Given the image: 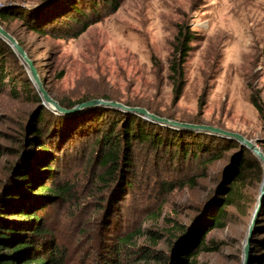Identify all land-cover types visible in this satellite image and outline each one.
<instances>
[{
    "label": "rangeland",
    "instance_id": "1",
    "mask_svg": "<svg viewBox=\"0 0 264 264\" xmlns=\"http://www.w3.org/2000/svg\"><path fill=\"white\" fill-rule=\"evenodd\" d=\"M41 1L0 0V12L13 14L0 19V25L23 43L44 89L59 106L71 110L75 106L67 108L61 103L77 106L95 99L115 100L166 119L242 134L264 152V114L251 102L258 95L264 104V0H123L111 14L106 7L100 9L102 20L70 40L38 35L15 17L18 9L27 13ZM180 27L192 42L184 66V94L175 102L169 65ZM17 58L5 63V76L0 73V182L7 181L9 168L18 161L8 149L18 147L14 139H24L23 125L34 120L38 107L47 112V126L53 128L48 131L50 139L59 128L72 134V125L81 124L73 119L82 112L104 108L96 106L69 115L44 105L27 66ZM2 65L0 60V68ZM26 82L32 85L28 90ZM15 84L18 96L12 93ZM37 94L39 103L34 100ZM60 118L65 121L57 127ZM90 118L94 121L82 124L73 142L61 143L56 151L60 163L55 180L72 186L74 200L51 207L46 217L58 246L67 255V264H98L101 250L111 249L110 236L136 229L161 233L164 239L157 248L166 252L172 223L189 227L196 220L201 222L206 211L223 197L220 191L229 185L226 174L233 169L228 156L234 151L204 166L210 158L207 155L184 163L179 157L174 159L175 149L145 144L133 157L132 189L122 191L116 185L107 190L99 179L106 168L97 159L100 147L94 141L121 117H94L92 113ZM91 129L93 134L84 138V132ZM218 139L206 142L211 148H221L222 138ZM191 179H195L192 184ZM262 179L248 175L240 202L227 208L224 228L206 237L215 242L217 250L201 254L199 264L255 263L254 257L260 254L255 247L264 244V199L245 253L243 247ZM187 181L186 186L168 189L169 183ZM146 241L140 237L136 243L146 245Z\"/></svg>",
    "mask_w": 264,
    "mask_h": 264
},
{
    "label": "trees",
    "instance_id": "2",
    "mask_svg": "<svg viewBox=\"0 0 264 264\" xmlns=\"http://www.w3.org/2000/svg\"><path fill=\"white\" fill-rule=\"evenodd\" d=\"M122 2L123 0H42L27 13H19L18 9L15 17L24 21L26 27L38 35L70 40L78 38L93 24L102 20L100 9L106 7L111 10L108 14H111L119 10ZM10 15L13 14L3 10L0 12V19L4 21L12 17ZM178 35L175 54L169 65L175 102H179L184 94V66L190 55L192 42L184 27H180ZM18 43L24 48L23 43ZM0 60L1 65L3 64L0 73L4 76L5 63L18 61L12 48L1 38ZM25 86V90H28L32 85L26 82ZM13 88L15 89L12 93L18 96L16 84ZM34 100L41 102L38 94L34 96ZM251 102L260 114H264V104L260 96H253ZM61 105L67 108L76 106L63 103ZM92 113L94 117L104 114L121 117L114 123L111 122L107 130H102L104 132L94 141V145L100 147L97 159L106 168L99 179L107 190H112L116 185L117 188L121 187L122 191L132 189L133 182L129 174L134 166V154L140 145L175 149L177 151L174 159L179 157L184 163L187 159L197 160L200 154L207 155L210 158L205 159L204 166L213 159L222 158L225 152L234 151L228 156L233 169L226 174V182L229 185L221 189L220 194L223 197L206 211L201 222L196 220L189 227L172 223L165 240L166 252L157 248L164 239L161 233L136 229L125 235L110 236L113 239L112 244L110 243L111 249L101 250L98 264H199L198 258L201 254L217 250L215 242L206 239L207 235L215 229L224 228L228 217L227 208L240 202L248 175L253 173L258 176V180L263 177L261 162L253 157L249 150L224 138H220L221 148H211L206 141L216 142L218 137L191 131H175L171 128L163 129L161 125L146 122L137 114H125L109 108L82 112L73 119V122L81 120V124L79 122L72 125V134H65L63 129L59 128V131L53 133L55 137L50 139L48 131L53 128L47 126V112L42 106L32 115L34 120L23 125L24 139H14L18 147L8 149V153L16 156L18 161L9 168L7 181L0 182V264H67V255L58 246L57 236L50 231L46 217L51 207L74 200L72 186L55 180L60 163L56 151L60 150L58 145L61 143L73 142L72 139L79 134L78 128L82 124L94 121L90 118ZM56 121L58 127L65 120L60 118ZM91 134L92 129L90 132H84V138ZM62 152L64 153V150ZM194 180L191 179V184ZM187 183L188 181L172 182L169 183L168 189H173L179 184L186 186ZM105 200L109 201L107 198ZM140 237H146V245L136 243ZM255 248L260 254L254 257V264H264V244Z\"/></svg>",
    "mask_w": 264,
    "mask_h": 264
},
{
    "label": "water",
    "instance_id": "3",
    "mask_svg": "<svg viewBox=\"0 0 264 264\" xmlns=\"http://www.w3.org/2000/svg\"><path fill=\"white\" fill-rule=\"evenodd\" d=\"M0 38L2 40H5L10 47L13 49L14 53L16 54L17 57H19L21 59V61L27 66L29 74L32 77V80L38 90V92L41 94V98L43 99V104L46 106H50L56 110H58L59 112H62L64 114H77L78 112L88 109V108H92V107H96V106H101L104 108H109V109H118L121 110L123 112L129 113V114H137L141 117H143L146 121L150 122H155L158 123L160 125H164V126H171L174 128H177L179 130H184V131H191V132H196L199 134H209V135H213V136H217L219 138H225L227 140L230 141H235L237 142L241 148L247 149L249 150L253 156L255 158H257L263 165V179H262V183L260 185L259 188V196L257 198V203H256V207L254 210V215L252 217V220L249 224L248 227V232H247V238L244 244V253L247 251V246L249 243V237L252 233V227L255 223V218L258 215V211L261 207V204L263 202L264 199V152L261 150V148L252 140H248L244 135L242 134H238V133H234V132H230L228 130L225 129H220L214 126H210V125H198V124H191V123H181L175 120H171V119H166L163 117H160L154 113H152L151 111L149 112L147 109L145 108H141V107H135V106H126L125 104L118 102V101H110V100H105V99H95V100H91V101H87L84 103H79L77 106H75L73 109L71 110H67L65 108H62L61 106L58 105V103L53 100L50 95L48 94V92H46V90L43 87V84L40 80L39 75L36 72V69L34 67V64L32 62V60L27 56V53L25 51V49L23 47L20 46V44L18 43L17 40H15V38L6 30L3 29V27L0 25Z\"/></svg>",
    "mask_w": 264,
    "mask_h": 264
}]
</instances>
